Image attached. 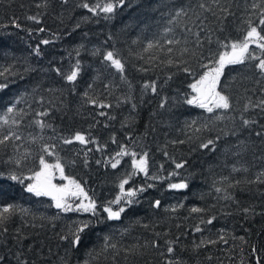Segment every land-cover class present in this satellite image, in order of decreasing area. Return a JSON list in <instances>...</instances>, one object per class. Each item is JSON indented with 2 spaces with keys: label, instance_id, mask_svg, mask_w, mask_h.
Masks as SVG:
<instances>
[{
  "label": "trees",
  "instance_id": "1",
  "mask_svg": "<svg viewBox=\"0 0 264 264\" xmlns=\"http://www.w3.org/2000/svg\"><path fill=\"white\" fill-rule=\"evenodd\" d=\"M255 2L219 0L231 13L225 17L213 0H0V83L7 85L0 89V138L20 137L0 146V207L16 206L0 228V264H264V108L254 107L264 100V74L258 60L225 66L217 90L229 96L228 110L208 113L187 104L195 95L190 85L206 70L201 65L214 66L209 62L230 50L222 44L242 41L249 20L258 24ZM84 3L116 7L93 14ZM180 8L188 15L173 19ZM109 51L124 64L123 73L104 59ZM250 52L264 58L256 44ZM77 61L78 78L68 82L64 76ZM152 82L155 93L144 87ZM76 133L89 142L64 143ZM208 140L214 144L202 148ZM122 149L128 154L117 156ZM145 152L147 174L133 166ZM41 156L48 164L59 161L81 184L96 202L95 214L64 212L51 196L27 190ZM17 159L19 165L12 162ZM123 180L125 191H144L130 205L126 198L111 204L122 195ZM181 182L188 187L168 186ZM108 206L125 211L109 220ZM81 221L90 225L73 248L61 237ZM106 238L115 249L105 248Z\"/></svg>",
  "mask_w": 264,
  "mask_h": 264
},
{
  "label": "snow or ice",
  "instance_id": "2",
  "mask_svg": "<svg viewBox=\"0 0 264 264\" xmlns=\"http://www.w3.org/2000/svg\"><path fill=\"white\" fill-rule=\"evenodd\" d=\"M66 3L67 0H64ZM124 0H119V4H123ZM213 3L217 5L219 8V11L224 14L226 17L227 15H230L231 13L229 12V9L227 7H220L219 5V0H213ZM83 8L88 9L90 12L93 14H98L99 12L103 13H112L116 7L115 4L113 3H106L104 5H95V6H89L88 3H84L81 5ZM198 7L204 11H211V8L206 7L204 3H200ZM252 9L254 10H259V19H258V24L253 25V22L251 20L248 21L249 27L248 30L246 31V34L244 35V38L242 41H234L231 42L230 44H222V47L228 48L230 50L228 51H223L218 53V59H215L214 61H210L209 63L214 65V66H209V65H201L203 68L206 70L203 72V75L200 76L198 80H196L195 83H192L190 85V88L196 93V95L192 96L190 99L187 100L188 105H195L198 106L201 109H205L208 113H213L214 110L220 109V110H228L230 108V98L229 96L222 94V91H218V85L220 81V77L224 71V68L226 65H237V64H244L246 60L252 59V60H258V63L255 65L256 68L259 69L261 74H264V58H260L257 56H254L250 52V45L256 44L262 51H264V0H258V2H255L251 5ZM216 13H213L215 15ZM187 16L188 13L184 10V8H180L175 12V16L173 19H176L180 16ZM28 19L33 20L37 23H39V20L36 16H30ZM199 19V17H197ZM203 21H201V24ZM19 27V24L16 25ZM40 31H44L43 28L40 29ZM166 31H171V29H166ZM189 32H191V29H188ZM194 35L197 37L195 43L197 46L200 45V40H199V35L200 33H194ZM43 44H48V40L42 41ZM169 44L171 43H179V41H168ZM149 48L153 47L151 43L148 45ZM169 52L172 51L171 48L168 49ZM189 49L185 48L184 52H188ZM36 54H39V46L36 48ZM195 55V53H193ZM203 58V57H201ZM104 59L106 61H110L111 65L118 71L123 73L124 72V64L121 62L120 59L116 58L114 53L112 51H109L106 53L104 56ZM169 63H172L171 60L168 61ZM56 71L59 73V69H56ZM185 72L190 71L188 68L184 69ZM80 72V64L79 61H77L75 67L73 70L64 76V79H66L68 82H74L77 80L78 75ZM0 75H3V73H0ZM7 87L6 84L0 83V89H3ZM145 89L151 88V91L153 93L156 92V84L155 82H152L151 84H145L144 85ZM87 96V93H85ZM90 103L95 104L96 101L94 100H89ZM164 106V103H161V107ZM14 107H9L7 108V113H12L14 111ZM247 105L245 106V110H247ZM254 107H260L264 108V100H262L259 104L254 105ZM41 115H47V113H41ZM103 115V113H101ZM222 116H217V119H222ZM4 120V123L7 124L9 121L7 117L2 118ZM12 124H17L18 121L13 119ZM39 126L41 128H44L46 126L50 127V125H45L44 122L42 121H37ZM244 125H248L250 121L244 120L243 121ZM257 135H261V133H257ZM10 138H14L16 140H19L20 137L14 133L10 132L7 135H3L2 138H0V146L6 145V143L10 140ZM75 141H79L81 144H87L89 141L86 139V137L80 133H76L75 136L72 139H65L64 143L65 144H71ZM214 141L213 140H208L207 143L202 144V148H208L210 145H213ZM54 147V146H52ZM44 151L48 154L51 155L52 152L49 150L48 145H44ZM128 153L124 151L123 149L121 152L117 153V156L121 155H127ZM133 157L136 156L135 153H132ZM26 158V157H25ZM11 160V158H10ZM13 163L19 165L21 163V160L17 159L15 161H12ZM99 163V161H97ZM117 163L119 161L117 160L116 163L112 164V167L115 168L117 166ZM40 165H41V170L38 172L34 173V183H30L27 186V190L31 193H34L36 196H51L52 199L55 201V207L57 209H60L64 212H70V211H81V212H91L95 214L96 212V202L90 198L87 197V193L84 192L83 188L76 182V181H70V184L74 185L76 188V191L69 192L68 186H62L58 187L57 185L53 184L51 181L52 177V169H59L61 176H63L64 169L62 165L59 163V161L55 165H50L48 164L44 157H40ZM133 166L138 169L140 172H144L147 174L148 172V166H147V153L145 152L140 158L133 159ZM177 169L183 167L182 163H177L175 165ZM235 170V169H234ZM176 173H170L169 175H175ZM10 178L12 180H18L19 177L16 175H11ZM65 179H68L67 177H64ZM259 179V177H257ZM22 182V181H21ZM128 183V180H123L120 184V189H121V196H117L114 201H111V204H117L119 205L121 203L122 199H125V202L127 204H132L133 198L137 195L138 191H144L143 188L140 189H129L125 191V185ZM169 188L171 189H185L188 187L187 183L181 182V183H172L168 185ZM217 192H220L221 189L217 188ZM71 196H79L82 195L85 197V199H88V203L85 204L83 201L81 203L77 204L75 208L67 202V197ZM230 198V197H226ZM160 201L155 202V206H159ZM16 211V206L14 205H7L4 207H0V228H2L5 224V222L10 218L11 215L14 214ZM21 212L25 211L24 209H20ZM104 212L107 213V219L109 220H118L121 217V214L125 211L124 207H119L118 210H113L111 206L104 207L103 209ZM192 212H200L202 209L200 208H192ZM245 212L249 211L248 209L244 210ZM215 219V217H213ZM213 219H209L206 223L211 224L213 222ZM90 222L89 221H81L79 222V225L75 228V231L70 232L69 235L61 237L64 240H68L70 245L75 248L76 246L79 245L81 242V233H83L86 229L89 228ZM197 232H200L201 229L199 226L196 227L195 229ZM4 231H7L6 228H4ZM170 242L169 247L167 248L168 253H173L174 248L171 246ZM203 241H201V244ZM209 243H214V241H209ZM153 246H157L156 242H153ZM196 247H200V245H196ZM105 248H112L115 249L116 245L115 244H110L108 243V239L106 238L105 242ZM125 251H129L128 249H125ZM4 258L0 257V261H2ZM86 264H89V262H86ZM167 264H174L173 261L169 260L167 261ZM175 264H179V259L175 262ZM257 264H259V261H257Z\"/></svg>",
  "mask_w": 264,
  "mask_h": 264
},
{
  "label": "rangeland",
  "instance_id": "3",
  "mask_svg": "<svg viewBox=\"0 0 264 264\" xmlns=\"http://www.w3.org/2000/svg\"><path fill=\"white\" fill-rule=\"evenodd\" d=\"M196 95V93H195ZM83 135V134H82ZM76 142H79V141H76ZM80 143V142H79ZM57 162H53L51 163L50 165H55ZM64 177H67L68 179H65ZM51 181L53 184L57 185L58 187H62V186H65L67 185L68 186V190L69 192H73V191H76V188L74 185L70 184V181H76L80 186L81 184L75 180L74 178L72 177H69V176H66L63 172V176H61L60 174V170L59 169H55L53 168L52 169V177H51ZM82 187V186H81ZM84 190V189H83ZM85 192V190H84ZM86 193V192H85ZM88 197V195H87ZM89 198V197H88ZM81 201H83L85 204L88 203V199H85L84 196L82 195H79V196H71L69 195L67 197V202L69 204H71L74 208L77 204L81 203Z\"/></svg>",
  "mask_w": 264,
  "mask_h": 264
}]
</instances>
